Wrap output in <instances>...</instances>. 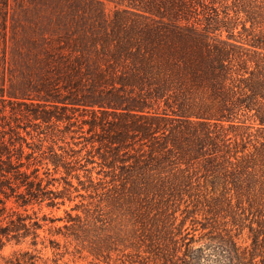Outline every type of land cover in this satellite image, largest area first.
Returning a JSON list of instances; mask_svg holds the SVG:
<instances>
[{
	"label": "trees",
	"instance_id": "trees-1",
	"mask_svg": "<svg viewBox=\"0 0 264 264\" xmlns=\"http://www.w3.org/2000/svg\"><path fill=\"white\" fill-rule=\"evenodd\" d=\"M41 231L97 264H264V0H0V249Z\"/></svg>",
	"mask_w": 264,
	"mask_h": 264
},
{
	"label": "rangeland",
	"instance_id": "rangeland-1",
	"mask_svg": "<svg viewBox=\"0 0 264 264\" xmlns=\"http://www.w3.org/2000/svg\"><path fill=\"white\" fill-rule=\"evenodd\" d=\"M110 7L111 6L108 4L107 9L109 10ZM94 158L95 160H98L96 156ZM87 166L97 168L96 162L89 163ZM94 175H95V172H94ZM76 198H77L76 200H78V197ZM63 207L68 208V206L65 205V206L60 207L57 210L55 209L50 210V209L44 208L43 211L46 213L50 212V214L54 216H62L64 215ZM181 215L182 214L178 213V218ZM58 224H61V222H58ZM185 225L187 227V231L189 232L188 234L189 238H192V237H194L195 239L199 238V235L202 232L199 224L193 227L194 225H191L189 220H187ZM40 235L41 236L44 235L46 247H43L44 244L42 243H38L37 246L34 247L29 243L28 240H25L20 243L9 242V243H6L0 249V259L1 257L9 256L13 251L24 250V249L33 250L34 248H36V249H40L39 258L37 259L36 264H97V262H92L91 257L85 258V257H79L78 254L73 255L70 252L64 253L65 249L62 247L63 240L61 237H59L61 246L57 254V251L55 249H51L47 243V238L49 237V234H47V232L41 231Z\"/></svg>",
	"mask_w": 264,
	"mask_h": 264
}]
</instances>
